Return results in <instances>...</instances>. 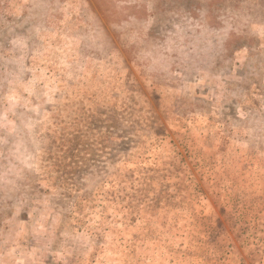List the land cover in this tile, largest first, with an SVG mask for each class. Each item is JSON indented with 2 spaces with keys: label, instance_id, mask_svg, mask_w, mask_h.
Returning <instances> with one entry per match:
<instances>
[{
  "label": "rangeland",
  "instance_id": "374dc122",
  "mask_svg": "<svg viewBox=\"0 0 264 264\" xmlns=\"http://www.w3.org/2000/svg\"><path fill=\"white\" fill-rule=\"evenodd\" d=\"M0 264H264V0H0Z\"/></svg>",
  "mask_w": 264,
  "mask_h": 264
}]
</instances>
